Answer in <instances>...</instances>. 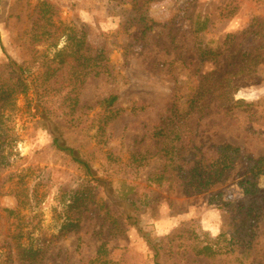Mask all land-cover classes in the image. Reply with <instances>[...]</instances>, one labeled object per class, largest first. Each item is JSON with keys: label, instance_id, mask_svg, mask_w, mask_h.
I'll list each match as a JSON object with an SVG mask.
<instances>
[{"label": "rangeland", "instance_id": "374dc122", "mask_svg": "<svg viewBox=\"0 0 264 264\" xmlns=\"http://www.w3.org/2000/svg\"><path fill=\"white\" fill-rule=\"evenodd\" d=\"M141 3L0 0V65L10 56L15 80L28 84L0 123V264H29L18 246L44 250L35 264H87L105 240L99 264H156L147 238L163 245V264H264V0ZM179 86L188 99L201 93L185 149L193 144L209 161L214 144L242 150L208 191L187 194L147 133ZM112 95L111 112L103 101ZM55 135L88 160L90 174L57 149ZM247 181L261 190L248 204ZM224 202L259 214L253 233L237 226L218 239L229 229ZM121 214L130 216L124 234L108 235ZM192 219L199 230L168 240ZM73 220L77 232L63 226ZM205 237L219 254H196Z\"/></svg>", "mask_w": 264, "mask_h": 264}, {"label": "trees", "instance_id": "16d2710c", "mask_svg": "<svg viewBox=\"0 0 264 264\" xmlns=\"http://www.w3.org/2000/svg\"><path fill=\"white\" fill-rule=\"evenodd\" d=\"M120 4L128 3V0H111ZM141 0H133V4L136 6L140 4ZM146 2L141 3V7L144 8ZM149 22L147 20L144 23H139V28L145 34L150 29ZM10 61L8 63L0 65V123L10 122L13 118L14 103H15V94L17 90L19 92H27L28 84L21 77L15 76L17 72L14 69L15 62L8 56ZM8 75V78L5 77ZM182 88L178 87L176 93V100L168 116L162 121L158 126L150 128L147 132L151 139L155 140L157 145L162 144L159 151L163 154L159 160H164L165 165L169 166L171 170H174V177L177 179H183L185 183V190L187 194H191L193 191H208L213 189L220 181L223 180V175L227 170H230L236 162L237 156L242 152L241 148L227 143L214 144L213 147V158L209 161L205 157V151L201 153L200 148L193 145L185 149L186 143L185 137H187L186 131L189 133L188 120L194 113V106L198 101L200 96V90L198 88L197 93L192 95V98L188 99L186 94H182ZM200 93V94H199ZM203 93V92H202ZM182 94V95H181ZM197 96V97H196ZM118 100L117 95H112L109 98L105 99L103 103L106 104L108 111L112 110V106ZM189 103V104H188ZM188 105V106H186ZM47 127L50 131H53L54 120L52 117H47L45 120ZM54 145L57 149L63 153L69 155L73 162L78 164L80 168L85 170L87 174L91 173V166L88 160L84 159L81 155L77 153V149L68 146L65 143L61 142V138L55 135ZM1 147V145H0ZM186 152L183 154V151ZM198 152H197V151ZM1 153V152H0ZM6 160H1V163ZM178 175V176H177ZM23 180L21 178L20 182ZM250 180V179H249ZM247 187L245 188V199L247 198V204L255 202V197L258 199V196L261 193V190L252 184L250 181H247ZM193 189V190H192ZM106 193L109 192L108 186L105 188ZM219 195V194H218ZM37 200V199H36ZM223 205L224 211L228 214L231 211L228 219L225 220L223 228L228 227L227 231L223 230V233L220 234L219 238H222L224 235L228 234L230 231L233 234L238 233L239 229L237 226H246L247 227V236L253 233V225L258 222L259 214L252 210L251 208H245L244 206L236 209L233 212V204L231 202H224ZM240 210V211H239ZM120 215L118 218H110L112 222L108 226V235L110 236H121L124 234V224L123 221L130 217L127 216L123 218ZM108 217V214H107ZM122 218V219H121ZM120 219V221H119ZM63 226H73L75 232L78 231L79 225L77 220L66 221ZM198 220L192 219L188 224L182 223L174 233L169 235L167 238L169 241L176 239L178 234H184L185 232H191L199 230ZM231 229V230H230ZM142 232V229H139ZM192 232V233H193ZM146 237V236H145ZM80 242V237L78 238ZM147 242L155 253V262L156 264H163L160 262V255L162 254L163 245L162 244H153L152 241L147 238ZM215 240L211 237H205L203 242L198 241L199 246H195V251L197 255H204L207 257H213L219 254L217 252L215 245ZM19 243V242H18ZM107 240L103 241L97 250V256L93 260H89L87 264H99L101 258H104L109 254L106 249ZM20 258L23 259L26 263L35 264L37 258L40 255H43L44 250L41 247L34 248L32 246L23 247L18 246ZM24 262V263H25ZM109 260L105 261L108 263Z\"/></svg>", "mask_w": 264, "mask_h": 264}]
</instances>
